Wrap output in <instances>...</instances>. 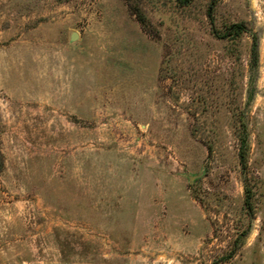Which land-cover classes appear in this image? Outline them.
<instances>
[{"label":"rangeland","instance_id":"374dc122","mask_svg":"<svg viewBox=\"0 0 264 264\" xmlns=\"http://www.w3.org/2000/svg\"><path fill=\"white\" fill-rule=\"evenodd\" d=\"M0 169V264H264V0H0Z\"/></svg>","mask_w":264,"mask_h":264},{"label":"trees","instance_id":"16d2710c","mask_svg":"<svg viewBox=\"0 0 264 264\" xmlns=\"http://www.w3.org/2000/svg\"><path fill=\"white\" fill-rule=\"evenodd\" d=\"M137 16L140 22L144 23V17L141 15H137ZM210 16H212L211 13H210ZM244 32H245V27L243 24L232 25L228 29V34L234 37H239ZM253 37H254V43H253V51H252V56H253L252 66H257L258 64V37L255 35ZM240 141H241L240 153H239L240 163H241L243 170H246L248 168V133H247L246 125L243 127V132H242ZM0 172H1V169H0ZM245 190L247 194L245 205L247 206L249 213L253 217V214H254V208H253V203H252L253 192L246 184H245ZM243 236L246 237L247 233H244Z\"/></svg>","mask_w":264,"mask_h":264},{"label":"water","instance_id":"95a60500","mask_svg":"<svg viewBox=\"0 0 264 264\" xmlns=\"http://www.w3.org/2000/svg\"><path fill=\"white\" fill-rule=\"evenodd\" d=\"M72 41H75V40H77L78 39V34L77 33H74L73 35H72Z\"/></svg>","mask_w":264,"mask_h":264}]
</instances>
